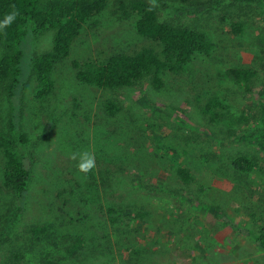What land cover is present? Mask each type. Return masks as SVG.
<instances>
[{
	"label": "rangeland",
	"instance_id": "rangeland-1",
	"mask_svg": "<svg viewBox=\"0 0 264 264\" xmlns=\"http://www.w3.org/2000/svg\"><path fill=\"white\" fill-rule=\"evenodd\" d=\"M149 1L158 21L200 31L210 44L179 74L165 71L161 88L145 81L100 90L76 80L73 62L101 63L154 45L114 0L56 64L54 92L43 102L34 100L29 64L50 50L53 36L27 35L20 91L11 100L0 87V137L30 171L23 197L6 192L0 155V264H264L257 245L264 150L246 140L256 132L264 89V0H162L165 8ZM238 65L257 75L248 87L217 79ZM210 97L247 122H208L199 107ZM106 101L119 110L106 113ZM85 152L94 160L86 173L78 168ZM240 155L254 163L248 174L231 167ZM43 227L46 235L35 232ZM73 240L83 247L69 256Z\"/></svg>",
	"mask_w": 264,
	"mask_h": 264
},
{
	"label": "trees",
	"instance_id": "trees-1",
	"mask_svg": "<svg viewBox=\"0 0 264 264\" xmlns=\"http://www.w3.org/2000/svg\"><path fill=\"white\" fill-rule=\"evenodd\" d=\"M106 1L0 0V21H3L5 16L12 11L17 13L16 18L10 24L0 29V47L2 48L0 87L8 98L14 99L24 81L25 69L23 72L21 64L24 57L23 45L29 33L41 35L51 32L53 36L50 50L39 54L30 60L29 64V72L37 86L34 100L43 102L54 92V84L51 79L54 67L69 56L72 42L79 36L85 24L99 17L107 4ZM156 1L162 8L166 7L162 0ZM167 1L186 4L192 0ZM244 1L254 2L253 0H239V2ZM114 3L121 13L129 15L135 20L136 33L154 45L148 48L144 47L131 54L112 55L101 63L73 62L72 67L78 82L100 90L134 88L142 85L145 81H150L154 88H161V75L165 71L177 75L195 56L206 54L209 51L210 44L204 33L158 21L156 10L151 1L114 0ZM238 31L239 29L234 30L235 33ZM216 77L220 81L232 83L235 86L248 87L257 75L250 68L238 65L217 72ZM199 108L203 118L215 125L230 123V121L237 124V119L245 121L244 116L234 117L230 108L217 97H210ZM104 110L108 114H114L119 109L111 101H106ZM256 120V132L248 134L246 140L253 141L264 150V89L262 104ZM10 129L12 132L16 130L14 123L11 124ZM0 155L3 162L2 188L6 192L23 197L30 180V171L27 165L14 154L12 144L5 137H0ZM231 167L242 174H248L255 166L246 156L240 155L234 158ZM176 174L186 185H190L194 181L186 170L179 169ZM35 232L39 235H46L48 228L36 229ZM74 242L76 241L70 242L64 250L69 256L77 253L83 247V243L81 248L78 246L80 241ZM257 245L264 250V229L259 231ZM136 256L137 259L142 257L138 252Z\"/></svg>",
	"mask_w": 264,
	"mask_h": 264
},
{
	"label": "clouds",
	"instance_id": "clouds-1",
	"mask_svg": "<svg viewBox=\"0 0 264 264\" xmlns=\"http://www.w3.org/2000/svg\"><path fill=\"white\" fill-rule=\"evenodd\" d=\"M17 13L15 11H12L9 15L5 16L3 21H0V29H2L4 26L10 24L15 18ZM72 159H75V156L71 157ZM94 166V160L88 153H82L80 155V162L78 163V168L82 172H88L92 167Z\"/></svg>",
	"mask_w": 264,
	"mask_h": 264
}]
</instances>
